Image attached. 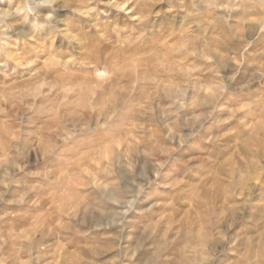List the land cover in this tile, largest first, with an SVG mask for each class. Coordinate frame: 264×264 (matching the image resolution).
<instances>
[{
    "label": "rangeland",
    "instance_id": "rangeland-1",
    "mask_svg": "<svg viewBox=\"0 0 264 264\" xmlns=\"http://www.w3.org/2000/svg\"><path fill=\"white\" fill-rule=\"evenodd\" d=\"M0 11V264H264V0Z\"/></svg>",
    "mask_w": 264,
    "mask_h": 264
},
{
    "label": "bare ground",
    "instance_id": "bare-ground-1",
    "mask_svg": "<svg viewBox=\"0 0 264 264\" xmlns=\"http://www.w3.org/2000/svg\"><path fill=\"white\" fill-rule=\"evenodd\" d=\"M49 1V0H48ZM126 5V4H125ZM114 6H117L118 8H121V9H123L125 6H124V4H122V3H115V5ZM2 10V9H1ZM5 10V9H4ZM1 12V11H0ZM5 13V12H4ZM16 18V17H15ZM20 55V54H19ZM19 59V58H18ZM101 74V73H100ZM100 74H99V76H100Z\"/></svg>",
    "mask_w": 264,
    "mask_h": 264
}]
</instances>
